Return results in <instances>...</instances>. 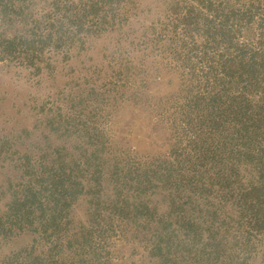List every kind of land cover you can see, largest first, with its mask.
Listing matches in <instances>:
<instances>
[{
  "label": "trees",
  "instance_id": "trees-1",
  "mask_svg": "<svg viewBox=\"0 0 264 264\" xmlns=\"http://www.w3.org/2000/svg\"><path fill=\"white\" fill-rule=\"evenodd\" d=\"M35 1L0 0L1 59L20 56L33 66L116 21L106 10L112 0H45L42 7ZM171 12L177 16L171 28L182 31L183 44L225 49L215 60L207 57L214 90L194 98L186 114L191 153L179 162L175 151L174 161L156 159L124 177L95 145L86 171L103 191L112 189L114 195L103 198L120 222L156 224L150 250L157 264H249L260 255L264 262V0H174ZM65 161L40 164L0 219L3 233L35 234L30 249L3 264L82 263L93 231L69 228L82 184L78 175L73 183ZM161 190L164 215L149 198ZM95 222L98 215L91 217ZM38 243L43 249L36 252Z\"/></svg>",
  "mask_w": 264,
  "mask_h": 264
},
{
  "label": "rangeland",
  "instance_id": "rangeland-1",
  "mask_svg": "<svg viewBox=\"0 0 264 264\" xmlns=\"http://www.w3.org/2000/svg\"><path fill=\"white\" fill-rule=\"evenodd\" d=\"M112 2L106 10L116 21L101 34L77 40L33 66L20 56L0 58V219L25 182L41 171L40 164L66 160L73 183L78 175L82 184L69 228L93 231L81 264H157L150 250L156 224L116 218L117 211L103 198L114 195L112 189L103 191L86 171L87 151L96 145L99 156L124 177L156 159L174 161L175 151L181 154L179 162L185 161L193 136L186 114L194 98L214 90L207 57L215 60L225 49H209L200 41L193 47L192 40L183 44L182 31L171 28L177 18L171 12L174 0ZM34 3L42 7L48 1ZM164 195L161 190L149 196L162 215L167 211ZM93 215L100 224L92 225ZM34 241L33 232L11 235L0 229V264L25 253ZM34 249L39 252L43 245ZM260 257L249 264H264Z\"/></svg>",
  "mask_w": 264,
  "mask_h": 264
}]
</instances>
